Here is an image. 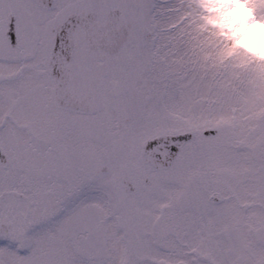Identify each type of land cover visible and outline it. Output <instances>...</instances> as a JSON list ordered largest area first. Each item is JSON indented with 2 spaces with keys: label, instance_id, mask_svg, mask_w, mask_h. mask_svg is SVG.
Listing matches in <instances>:
<instances>
[{
  "label": "snow or ice",
  "instance_id": "1",
  "mask_svg": "<svg viewBox=\"0 0 264 264\" xmlns=\"http://www.w3.org/2000/svg\"><path fill=\"white\" fill-rule=\"evenodd\" d=\"M0 264H264V0H0Z\"/></svg>",
  "mask_w": 264,
  "mask_h": 264
}]
</instances>
